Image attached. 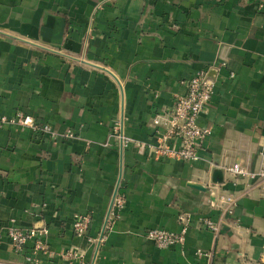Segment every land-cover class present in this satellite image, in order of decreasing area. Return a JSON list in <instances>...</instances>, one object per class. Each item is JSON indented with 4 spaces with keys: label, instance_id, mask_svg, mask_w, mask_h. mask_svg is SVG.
Segmentation results:
<instances>
[{
    "label": "crops",
    "instance_id": "obj_1",
    "mask_svg": "<svg viewBox=\"0 0 264 264\" xmlns=\"http://www.w3.org/2000/svg\"><path fill=\"white\" fill-rule=\"evenodd\" d=\"M202 69L216 88L199 161L120 148L115 127L156 143L154 117ZM18 112L75 138L0 130V264L26 262L9 226L46 227L54 251L94 258L118 183L126 204L95 264H264V198L224 170L264 165V0H0V116ZM225 193L238 205L215 238L201 220L221 219L212 194ZM181 214L184 246L145 237L179 232ZM76 215L91 217L89 236H75Z\"/></svg>",
    "mask_w": 264,
    "mask_h": 264
},
{
    "label": "built area",
    "instance_id": "obj_2",
    "mask_svg": "<svg viewBox=\"0 0 264 264\" xmlns=\"http://www.w3.org/2000/svg\"><path fill=\"white\" fill-rule=\"evenodd\" d=\"M182 84L185 87V93L176 98L171 111L157 114L153 119L156 143L134 140L119 130V127H115L111 137L120 144L122 150L133 146L143 153L147 152L149 157L155 160L176 159L194 163L201 159L200 150L212 131L201 126L199 121L201 116L209 110L215 94L216 81L210 69H202ZM5 127L28 130L35 135H45L56 141L75 138L74 132L58 133L49 124H39L33 116L24 112H18L12 117L0 116V130ZM224 170L235 178L246 179L248 189L257 190L264 198V165L259 170L252 171L238 163L225 166ZM238 200L234 193L219 195L216 206L221 213V219L219 221L209 218L201 220L202 226L215 238L220 236L225 218L234 215ZM125 204L126 195L121 193V183H118L101 233L96 238H90L95 246V256L92 259H87L83 251L75 248L61 252L54 251L47 240L49 229L46 227L22 229L9 226L7 237L16 253L26 255L25 264H43L44 260L61 264H95L99 248L106 241L112 223L119 217ZM179 220L182 224L179 232L152 229L147 231L145 237L153 241L159 249L184 246L192 218L190 215L181 214ZM91 221L89 215H76L73 224L75 236H89Z\"/></svg>",
    "mask_w": 264,
    "mask_h": 264
},
{
    "label": "water",
    "instance_id": "obj_3",
    "mask_svg": "<svg viewBox=\"0 0 264 264\" xmlns=\"http://www.w3.org/2000/svg\"><path fill=\"white\" fill-rule=\"evenodd\" d=\"M223 171L224 170H222V169L216 170L215 177H214V182L216 184H221L223 182V179L221 177L222 176L221 174H223ZM191 186L194 187L195 189H198V190H205V188H203L202 186L197 185V184H193ZM212 200H213L214 203L216 202V197H215L214 194H212Z\"/></svg>",
    "mask_w": 264,
    "mask_h": 264
}]
</instances>
